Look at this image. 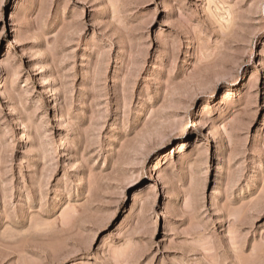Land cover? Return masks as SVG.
Wrapping results in <instances>:
<instances>
[{"label":"rangeland","instance_id":"rangeland-1","mask_svg":"<svg viewBox=\"0 0 264 264\" xmlns=\"http://www.w3.org/2000/svg\"><path fill=\"white\" fill-rule=\"evenodd\" d=\"M0 264H264V0H0Z\"/></svg>","mask_w":264,"mask_h":264},{"label":"bare ground","instance_id":"bare-ground-1","mask_svg":"<svg viewBox=\"0 0 264 264\" xmlns=\"http://www.w3.org/2000/svg\"><path fill=\"white\" fill-rule=\"evenodd\" d=\"M62 144H64V142L61 140V144L60 145H62Z\"/></svg>","mask_w":264,"mask_h":264}]
</instances>
